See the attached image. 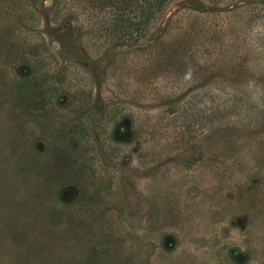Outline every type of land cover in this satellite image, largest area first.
Masks as SVG:
<instances>
[{"label": "rangeland", "instance_id": "374dc122", "mask_svg": "<svg viewBox=\"0 0 264 264\" xmlns=\"http://www.w3.org/2000/svg\"><path fill=\"white\" fill-rule=\"evenodd\" d=\"M0 264H264V0H0Z\"/></svg>", "mask_w": 264, "mask_h": 264}]
</instances>
